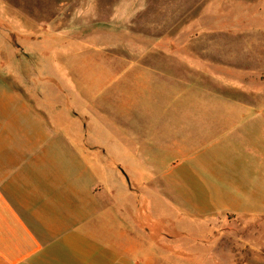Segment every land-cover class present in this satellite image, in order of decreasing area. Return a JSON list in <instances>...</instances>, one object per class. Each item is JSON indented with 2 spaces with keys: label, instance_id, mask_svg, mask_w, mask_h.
I'll list each match as a JSON object with an SVG mask.
<instances>
[{
  "label": "crops",
  "instance_id": "0c3cea01",
  "mask_svg": "<svg viewBox=\"0 0 264 264\" xmlns=\"http://www.w3.org/2000/svg\"><path fill=\"white\" fill-rule=\"evenodd\" d=\"M160 11L175 10L136 7L141 40L119 64L71 56L54 84L0 82V264H206L186 224L264 228V70L223 77L175 54L171 34L143 31L174 25ZM166 163L194 212L168 216L167 238L138 209L140 174Z\"/></svg>",
  "mask_w": 264,
  "mask_h": 264
},
{
  "label": "rangeland",
  "instance_id": "374dc122",
  "mask_svg": "<svg viewBox=\"0 0 264 264\" xmlns=\"http://www.w3.org/2000/svg\"><path fill=\"white\" fill-rule=\"evenodd\" d=\"M147 3L174 7L173 13L156 14L163 20L171 14L173 26L143 31L171 34L175 54L205 59L207 68H221L223 77H230L235 68L264 70V0H0V82L16 87L54 84L58 63H69L71 56L95 58L98 63L111 58L119 64L120 58L136 52L142 30L136 27L134 13ZM123 159L129 166L133 158ZM168 165L138 179L143 229L166 238L168 231L178 232L168 227V216L178 212L194 216L167 186ZM130 175L134 174L127 173L128 180ZM150 216L152 221L145 220ZM220 223L222 231L214 234L207 227L186 224L187 242L201 247L206 264H264V228ZM222 234L226 238L221 247L226 251L218 253L216 240Z\"/></svg>",
  "mask_w": 264,
  "mask_h": 264
}]
</instances>
